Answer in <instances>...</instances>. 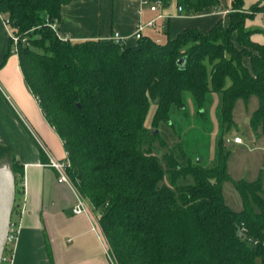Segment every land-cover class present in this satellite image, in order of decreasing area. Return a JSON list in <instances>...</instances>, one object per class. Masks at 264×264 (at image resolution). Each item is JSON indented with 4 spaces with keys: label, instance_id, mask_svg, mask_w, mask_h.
Instances as JSON below:
<instances>
[{
    "label": "trees",
    "instance_id": "trees-1",
    "mask_svg": "<svg viewBox=\"0 0 264 264\" xmlns=\"http://www.w3.org/2000/svg\"><path fill=\"white\" fill-rule=\"evenodd\" d=\"M75 1L0 0V14L27 36L29 45L20 43L18 49L23 75L63 142L77 191L99 213L113 263L264 264L262 179L233 181L243 209H231L223 194V184L232 181L224 131L215 165L207 167L187 149L182 135L188 126L178 123L192 118L190 127L202 123L200 129L208 132L206 109L217 95L219 130L230 131L237 101L252 96L259 108L250 126L255 132L262 125L264 44L252 35H264V29L250 30L246 22L264 13V3L246 10L244 0H231L227 22L218 20L207 32L187 28L172 37L165 24L162 43L143 36L129 46L99 39L64 41L44 25L46 16L59 21L63 6ZM148 1L163 8L172 2ZM176 1L186 15L220 3ZM162 127L176 133L173 146L158 131ZM155 145L167 151L159 157ZM5 164L16 185L19 177L23 181V165L0 144V166ZM249 238L257 240L256 248Z\"/></svg>",
    "mask_w": 264,
    "mask_h": 264
},
{
    "label": "crops",
    "instance_id": "crops-1",
    "mask_svg": "<svg viewBox=\"0 0 264 264\" xmlns=\"http://www.w3.org/2000/svg\"><path fill=\"white\" fill-rule=\"evenodd\" d=\"M258 2L264 3V0H244V9L249 10ZM152 5L146 0L75 1L63 6L61 18L57 21L58 32L71 41H108L114 32H119L126 37L125 44L131 46L136 43L132 35L137 26L156 19L157 28L147 27L144 35L164 41L165 24H168L170 35L175 37L187 28L207 32L218 20L226 23L231 0H220L213 8L196 15L180 13L176 0H172L167 8L157 6L156 11L150 10ZM246 27L250 30L264 29V13L248 20ZM252 40L264 44V35L256 32ZM9 42L8 27L0 14V144L13 152L24 171L23 193L19 206H16L19 212L15 214L14 207L12 215V220L17 216L19 231L13 245L11 264H111L107 256V241L98 221L99 213L92 207L90 215L73 213L74 191L57 182L55 170L48 166L46 155L18 115L24 117L55 158L67 157L62 140L48 123L25 80L18 54L11 48L10 55L5 58ZM244 64L250 67L248 58L244 59ZM258 108L256 96L247 102L238 100L233 117L235 128H242L244 135L234 131L226 133L224 138L239 136L243 144H230L255 152L254 158L259 161L256 169L260 171L253 178L241 177L238 180L253 182L261 178L264 189V169L261 167L264 121L255 132L250 126L251 117ZM234 156L231 152L227 170L231 179L238 181L230 172Z\"/></svg>",
    "mask_w": 264,
    "mask_h": 264
},
{
    "label": "rangeland",
    "instance_id": "rangeland-1",
    "mask_svg": "<svg viewBox=\"0 0 264 264\" xmlns=\"http://www.w3.org/2000/svg\"><path fill=\"white\" fill-rule=\"evenodd\" d=\"M212 99H213V103L211 107L206 109V111L209 112L208 114L209 119L208 121H206L208 125L207 123L205 124L208 127V130H209L208 132H205L202 129H200V127L202 126V123H200L197 127H192V125L190 127V121L193 120L192 118H190L189 120H187L186 118H182L178 122L179 126H188L184 134L182 135V140H184V143L186 144L187 149L193 154L200 156L203 159V165L207 167H212L215 165L217 141L219 139L221 131H224L222 132L223 138L226 133L228 132L232 133L234 131L238 132L241 136L244 135V131L242 128L240 129L235 128L236 124H234V126L230 129V131L226 133H225L226 128H224V130H221V129L219 130L220 125L218 123L217 114H216L218 106H219V97L217 95H213ZM187 109L194 118L195 117L194 115H196V111L193 106L190 95H187ZM153 112H154V108L151 110L149 119L146 123V126L148 128L151 127V118H152ZM203 121L205 122V120ZM158 131L160 133L162 132V136L166 139L169 146H173V144L176 143L177 141L176 133H174L173 131L171 132L165 127L159 128ZM226 138H225V142H226ZM241 147L243 149L238 148L227 142L225 146L226 152L230 151V155H231V152L232 153L234 152V155H235L234 158H232V164L230 166L231 176L233 177L234 180H238L241 177L253 178V176H255L257 172L260 171L259 169H256L257 167H259V161H257L256 158H254L255 152L254 153L251 152L249 148L247 147H243V146ZM166 151L167 149H160L157 145H155L154 152L159 157H161ZM261 165H262L261 167L264 169V159L261 161ZM18 180L19 182L16 185V203L14 206L15 214H18L19 212L16 206H19L18 201L21 200V196L23 193L22 180L20 177L18 178ZM223 194H224V198H225L227 205L231 209L237 212L243 209L242 199L234 187L233 180L225 182L223 184ZM13 221L14 222L17 221V216H15ZM6 255L9 256L10 252H6Z\"/></svg>",
    "mask_w": 264,
    "mask_h": 264
},
{
    "label": "built area",
    "instance_id": "built-area-1",
    "mask_svg": "<svg viewBox=\"0 0 264 264\" xmlns=\"http://www.w3.org/2000/svg\"><path fill=\"white\" fill-rule=\"evenodd\" d=\"M146 2L150 3V1H148V0H146ZM159 5H160V3H153V5L150 7V10L156 11L157 6H159ZM178 11L180 13L184 14L183 8L181 6L178 7ZM159 17H161V16H159ZM4 21H5L6 26L8 27L9 40L12 42L13 52L18 54V49H19L20 43H24V44L29 45L27 36L18 34V28H13L10 25L9 21L5 17H4ZM44 25L50 27L61 40H64V41L70 40L68 37H64V36L59 34L58 28H57V21H51L50 18L48 16H46ZM147 27L156 29L157 28L156 19L151 20L146 24H139L132 36L135 39L142 38L143 36H145L144 30ZM155 40L157 43H162V40L160 38H155ZM109 41H113L116 44L122 45V44H125L126 37H123L119 32H114L111 35V37L109 38ZM17 113H18V111H17ZM18 115H19L20 119L22 120V122L24 123V125L27 127V129L33 135V138H34L35 142L37 143V145L42 149V151L46 155V157L48 159V166L55 170V172L57 174V182L60 184L68 185L74 191L75 196H76V201H75V204L73 206V213L76 215H78V214L90 215L91 205L89 204V202L85 198H83L79 194V192L77 191V189H76V187H75V185H74V183H73V181H72V179L68 173V169L70 168L71 165H70V162L67 159V157L65 159L55 158L51 154L49 149L46 147L44 142L40 139V137L31 129V127L29 126L27 121L24 119V117H22V115H20L19 113H18ZM226 142L227 143L233 142L235 144H243V140L239 136L234 137L233 139L227 137ZM18 231H19V223L14 222L12 220L10 228H9L7 245H6L3 257H2L1 264H11L12 263L13 245L16 242ZM8 245H9V247H8ZM6 252H10V255L7 256ZM107 256H108L111 264H114L112 258L110 257V255L108 253V249H107Z\"/></svg>",
    "mask_w": 264,
    "mask_h": 264
},
{
    "label": "water",
    "instance_id": "water-1",
    "mask_svg": "<svg viewBox=\"0 0 264 264\" xmlns=\"http://www.w3.org/2000/svg\"><path fill=\"white\" fill-rule=\"evenodd\" d=\"M186 59H180L178 65L185 67ZM154 134L157 131L154 130ZM16 202V179L11 166L5 164L0 167V264L7 245L9 228ZM238 236L244 237L242 230L238 231ZM248 241L256 248L257 240L249 238Z\"/></svg>",
    "mask_w": 264,
    "mask_h": 264
}]
</instances>
